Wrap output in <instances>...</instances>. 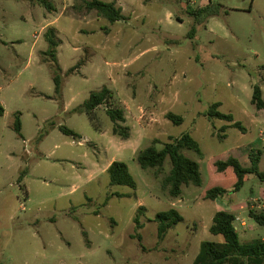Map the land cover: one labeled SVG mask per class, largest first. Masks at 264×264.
I'll use <instances>...</instances> for the list:
<instances>
[{"label": "rangeland", "instance_id": "1", "mask_svg": "<svg viewBox=\"0 0 264 264\" xmlns=\"http://www.w3.org/2000/svg\"><path fill=\"white\" fill-rule=\"evenodd\" d=\"M102 1L116 2L125 20L74 8L83 0H51L55 11L38 0H0V264H193L203 241H220L210 226L223 209L246 223L242 230L235 222L242 242L264 239L249 217L251 208L264 211L257 176L239 192L206 198L235 180L232 170L217 174V161L234 157L249 167L254 149L264 172V109L252 102L256 85L264 99V0ZM210 1L224 6L222 14L197 24L191 12ZM105 86L114 100L97 109L98 130L80 108ZM215 103L245 131L209 118ZM110 106L125 111L127 140L114 135ZM170 112L183 123L168 120ZM184 134L203 152L183 151L199 163L203 183L184 185L173 198L163 187L170 159L144 170L137 157L155 141L161 150ZM114 161L127 164L136 190L110 185ZM170 209L184 221L160 240L155 217Z\"/></svg>", "mask_w": 264, "mask_h": 264}, {"label": "trees", "instance_id": "2", "mask_svg": "<svg viewBox=\"0 0 264 264\" xmlns=\"http://www.w3.org/2000/svg\"><path fill=\"white\" fill-rule=\"evenodd\" d=\"M49 11H55V7L51 0H38ZM74 8L79 10L96 11L101 17L106 18L110 23L125 20V15L121 7H117L116 2H105L102 0H83V5H75ZM224 6L221 3L209 2L206 6L191 12L197 24H204L209 19L218 17L222 14ZM224 13H228L225 11ZM195 33V28H192L190 36ZM54 31L49 30L47 39L50 44L49 54L56 60V48L58 42L54 40ZM55 92L57 98L63 96V77L61 68L55 69L54 75ZM114 100L113 92L108 87H103L100 91L92 92L89 99L81 106L80 111L86 113L96 129L100 130L97 122V109L102 105L112 103ZM253 104L259 110L264 109L263 91L259 85L254 88L252 97ZM220 103H215L210 108L207 116L211 119H218L233 123V128L245 131V128L240 122H235L232 114H224L218 110ZM5 114V108L0 104V117ZM107 115L115 124L113 127L114 135L129 138L128 128L122 124L126 122L125 111L118 107L110 106L107 110ZM167 119L176 125L183 123L182 116L174 113H168ZM15 127L20 132V119L17 117ZM60 130L73 138H81L79 134L68 129L60 127ZM156 142L145 150L141 151L137 157L138 163L144 170L162 169L169 158L171 161V171L163 180V187L169 190L173 198H178L182 194L184 185L193 184L197 187L202 186V176L200 165L197 161L187 157L183 151H194L200 158L203 157V152L199 143L190 135L184 134L180 138L173 139L172 142L166 143L164 148L159 150L156 147ZM251 165L243 167L240 161L234 157H230L225 161H217V174H228L230 170L235 175V180H232L230 187H213L206 191V198L216 201L224 197L229 191L234 193L241 191L249 176L255 175L260 180L264 181V172L260 170L261 151L252 149L249 154ZM28 170H24L21 174L19 182L22 183ZM110 178L111 186H127L133 190L137 189V183L130 173L127 164L119 161H114L107 170ZM118 197H124L119 194ZM249 217L260 227L264 228V211H256L253 208L249 210ZM237 217L234 212L228 209H223L214 215L210 226V233L214 236L221 237L220 241H203L200 246L199 253L193 264H264V239H256L249 242H242L239 232L235 226ZM155 221L158 223V237L163 240L168 232L184 221V217L176 210L170 209L161 211L156 214ZM137 229L141 228L138 218L136 219Z\"/></svg>", "mask_w": 264, "mask_h": 264}, {"label": "crops", "instance_id": "3", "mask_svg": "<svg viewBox=\"0 0 264 264\" xmlns=\"http://www.w3.org/2000/svg\"><path fill=\"white\" fill-rule=\"evenodd\" d=\"M234 213H235V212H234ZM235 215H236V214H235ZM238 219H239V218H237V220H238ZM239 221H241V223L244 222L243 220H240V219H239ZM244 223H245V222H244ZM245 226H246V223H245ZM245 226H242V224H241L242 230L245 229V228H244Z\"/></svg>", "mask_w": 264, "mask_h": 264}, {"label": "built area", "instance_id": "4", "mask_svg": "<svg viewBox=\"0 0 264 264\" xmlns=\"http://www.w3.org/2000/svg\"><path fill=\"white\" fill-rule=\"evenodd\" d=\"M238 221H239V219H238ZM241 224H242V226H245V223L244 222H242Z\"/></svg>", "mask_w": 264, "mask_h": 264}]
</instances>
